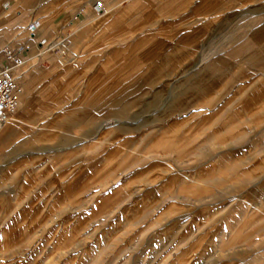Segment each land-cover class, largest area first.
I'll return each mask as SVG.
<instances>
[{
	"label": "crops",
	"instance_id": "crops-1",
	"mask_svg": "<svg viewBox=\"0 0 264 264\" xmlns=\"http://www.w3.org/2000/svg\"><path fill=\"white\" fill-rule=\"evenodd\" d=\"M97 1L9 0L0 59L45 56L50 99L68 87L90 140L128 139L149 168L195 173L264 225V0Z\"/></svg>",
	"mask_w": 264,
	"mask_h": 264
},
{
	"label": "rangeland",
	"instance_id": "rangeland-1",
	"mask_svg": "<svg viewBox=\"0 0 264 264\" xmlns=\"http://www.w3.org/2000/svg\"><path fill=\"white\" fill-rule=\"evenodd\" d=\"M44 59L16 70L20 105L0 124V264H264L244 202L149 168L128 139L90 140L68 87L50 99Z\"/></svg>",
	"mask_w": 264,
	"mask_h": 264
},
{
	"label": "built area",
	"instance_id": "built-area-1",
	"mask_svg": "<svg viewBox=\"0 0 264 264\" xmlns=\"http://www.w3.org/2000/svg\"><path fill=\"white\" fill-rule=\"evenodd\" d=\"M97 7L99 11L106 9L102 0L97 1ZM39 26V22L31 25L32 32ZM22 50V47L6 49L0 59V124L8 118L7 116L14 114L19 106L22 85L16 70L25 62Z\"/></svg>",
	"mask_w": 264,
	"mask_h": 264
},
{
	"label": "bare ground",
	"instance_id": "bare-ground-1",
	"mask_svg": "<svg viewBox=\"0 0 264 264\" xmlns=\"http://www.w3.org/2000/svg\"><path fill=\"white\" fill-rule=\"evenodd\" d=\"M10 116H11V115H9V116H7V117L10 118ZM8 118H7V119H8Z\"/></svg>",
	"mask_w": 264,
	"mask_h": 264
}]
</instances>
